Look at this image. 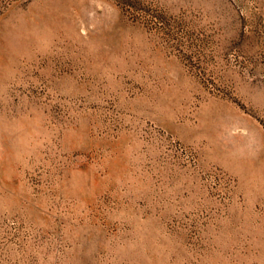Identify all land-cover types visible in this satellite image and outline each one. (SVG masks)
Segmentation results:
<instances>
[{
	"label": "rangeland",
	"instance_id": "374dc122",
	"mask_svg": "<svg viewBox=\"0 0 264 264\" xmlns=\"http://www.w3.org/2000/svg\"><path fill=\"white\" fill-rule=\"evenodd\" d=\"M0 264H264V0H0Z\"/></svg>",
	"mask_w": 264,
	"mask_h": 264
}]
</instances>
